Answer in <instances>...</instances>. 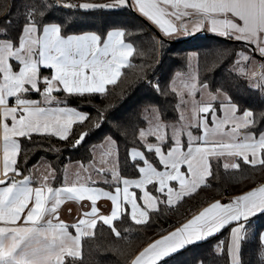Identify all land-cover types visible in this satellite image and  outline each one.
Here are the masks:
<instances>
[{"label":"snow or ice","instance_id":"snow-or-ice-1","mask_svg":"<svg viewBox=\"0 0 264 264\" xmlns=\"http://www.w3.org/2000/svg\"><path fill=\"white\" fill-rule=\"evenodd\" d=\"M13 7L9 2L0 17V264H84V238L95 240L105 228L112 238L107 249L121 252L119 242L128 236L118 222L148 227L161 206L171 210L201 186L210 187L221 167L264 170V0H19L15 14ZM68 10L139 13L158 30L150 39L160 60L144 62L148 50L127 39L129 21L85 30L94 27L87 20L54 15ZM190 29L241 47L217 44L205 53L203 63L213 72L224 69L215 88L201 78L195 51L184 54L186 70L172 73L162 88L160 77L149 79L147 70L162 64L166 38L178 40ZM125 69L135 75L127 87L147 81L157 96L174 97V105L147 102L128 112L123 105L130 96H124L120 105L96 106L95 117L69 106V96L89 104L97 96L107 100L109 86H118ZM105 123L108 130L87 158L41 156L28 167L29 153L42 150L45 139L58 138L76 151ZM101 198L110 202L106 211L98 205ZM66 201L84 209L72 223L60 216ZM222 230L227 237L210 254L225 256L226 264H264V180L226 201L212 199L178 226L122 254L125 264H164Z\"/></svg>","mask_w":264,"mask_h":264},{"label":"trees","instance_id":"trees-1","mask_svg":"<svg viewBox=\"0 0 264 264\" xmlns=\"http://www.w3.org/2000/svg\"><path fill=\"white\" fill-rule=\"evenodd\" d=\"M11 2L13 7V14L16 12L15 5L19 3V0H0V17L3 16L5 7ZM72 2H78V0H72ZM103 2V0H99ZM56 16L75 15L79 20H87L94 27L92 29L85 30H98L101 29L104 23L111 22L114 20L129 21L128 30L132 32L130 37L127 39L130 42L138 44L141 49H147L148 53L143 58L144 62L148 64H156L161 58V53L151 52V37L156 35L153 27L137 13H118L109 10H91L90 14L85 16L83 10L72 13L71 10L67 12L54 13ZM223 44L226 47L239 49L241 43L233 40H225L217 37L216 35L207 34L205 32H197L190 35L187 38H181L178 40L165 39V49L162 53L163 62L160 67L155 69V72L151 68H148V78L151 80L160 77L161 87L163 88L168 78L172 73L176 71H185V62L183 56L188 51H195L200 53L201 65H200V76L202 79H207L209 83L215 88L216 83L222 78L224 69L220 68L218 71L213 72L210 65L206 66L203 63L205 53H209L214 45ZM250 51V49H249ZM254 57L261 59V57L253 54ZM211 59V56L209 57ZM134 64H140L141 58L136 57L133 61ZM42 72H48V69H41ZM126 75L120 80L117 87L113 88L109 86L110 95L107 100H103L99 96L91 101V104L82 102L78 96H69L67 101L69 106H78L80 110L89 112L93 117L96 116V106L101 104H116L120 105L124 96H130V98L124 102L123 107L128 112L137 111L143 104L147 102L158 103L162 108L166 105H174L175 99L172 96L165 98L164 96H157L152 93L148 87L147 81L144 82H133L131 87H127L128 81H134V69H125ZM147 92L148 96L142 94ZM36 94H33L35 96ZM61 98H64L65 94H58ZM169 114L173 115L171 107H169ZM127 115V113H125ZM91 123V122H89ZM108 124L105 123L103 128L91 136L82 147L76 151L68 149L65 142L60 141L58 138H51L50 140L45 139L42 145V150L35 151L33 155L29 153L28 167L36 163L38 158L46 156L47 160L55 161L57 157L60 158L61 162H66L65 158L68 156L72 157L75 161L80 157L87 158L89 149L93 142L99 141L104 133L108 130ZM264 127V126H262ZM77 128V131H80ZM131 134V130H129ZM114 135H119L114 133ZM39 140V137H34ZM54 146L56 149L62 151L52 152L48 151L50 147ZM28 148H33V145H27ZM39 147V146H37ZM121 161L124 159V142L121 140L120 143ZM59 155V156H57ZM21 162H23V155H21ZM264 180V170L252 169L245 167L243 172L234 173L232 170L225 171L222 167L219 169L218 176L213 175L209 178L210 187L201 186L196 194H193L190 198H184L183 202L178 207H173L171 210L160 207V211L153 214L151 223L148 227L136 226L133 222L124 220L118 222V227L121 228L122 234L128 236V240L120 241L121 252H116L107 249V243L112 239L105 228L104 231H97L96 239L84 238L83 240V252H84V264H125V256L122 253H126L129 250H138L143 244L150 242L151 239L156 238L157 235L163 231L171 230L172 227L178 226L180 222L190 215L192 212L197 211L200 207L206 205L212 199H218L224 196H231L237 194L241 189L246 186H250L253 181L256 183ZM124 228H130V233H124ZM160 230V231H158ZM227 237V231L222 230L220 233L215 234L213 237L207 239L206 242H201L197 247H191L187 251L174 255L164 260V264H194V261L199 257H203L205 264H226L225 256L212 255L211 246L217 241Z\"/></svg>","mask_w":264,"mask_h":264},{"label":"crops","instance_id":"crops-1","mask_svg":"<svg viewBox=\"0 0 264 264\" xmlns=\"http://www.w3.org/2000/svg\"><path fill=\"white\" fill-rule=\"evenodd\" d=\"M139 15V13H137ZM142 17V16H141ZM144 18V17H142ZM145 19V18H144ZM146 20V19H145ZM147 21V20H146ZM148 22V21H147ZM153 28H155L154 25H152L150 22H148ZM156 29V28H155ZM157 30V29H156ZM158 31V30H157ZM197 32H205L207 34H212L210 32H207L206 30L204 31H197ZM197 32H192L191 29L189 30V35L187 36H182L180 37L179 39L181 38H187L189 37L190 35L194 34V33H197ZM212 35H215V34H212ZM255 54L256 56H259L260 57V54L258 52L256 53H253ZM44 69V68H42ZM42 73H47V72H42ZM32 98H37V96H32ZM103 186V185H101ZM232 196V195H231ZM230 197V196H229ZM218 199H221V198H218ZM223 200V199H222ZM224 201V200H223ZM110 202H108L106 199L104 198H101L100 201H98V205L102 206V210L103 211H106L107 209L104 208L103 206L104 205H107L109 204ZM205 206V205H204ZM69 209H71V212H69ZM84 209L81 208L80 204L76 201H66L62 206H61V211H60V216L62 219H64L67 223H72L75 221L76 218H78V216L81 214V212L83 211ZM199 210V209H198ZM70 231H73V234H74V230H71Z\"/></svg>","mask_w":264,"mask_h":264},{"label":"built area","instance_id":"built-area-1","mask_svg":"<svg viewBox=\"0 0 264 264\" xmlns=\"http://www.w3.org/2000/svg\"><path fill=\"white\" fill-rule=\"evenodd\" d=\"M73 3H74V2H73ZM228 198H229V196L221 197V199H223L224 201H226Z\"/></svg>","mask_w":264,"mask_h":264},{"label":"water","instance_id":"water-1","mask_svg":"<svg viewBox=\"0 0 264 264\" xmlns=\"http://www.w3.org/2000/svg\"><path fill=\"white\" fill-rule=\"evenodd\" d=\"M153 29H154L155 33L157 34V33H158V31H157L155 28H153Z\"/></svg>","mask_w":264,"mask_h":264},{"label":"rangeland","instance_id":"rangeland-1","mask_svg":"<svg viewBox=\"0 0 264 264\" xmlns=\"http://www.w3.org/2000/svg\"><path fill=\"white\" fill-rule=\"evenodd\" d=\"M255 59L260 60V59H258L257 57H255ZM154 80H155V79H154ZM154 80H153V81H154ZM57 156H59V155H57Z\"/></svg>","mask_w":264,"mask_h":264}]
</instances>
